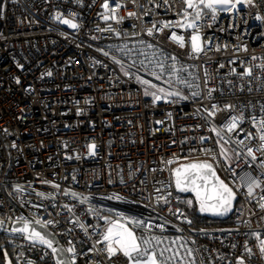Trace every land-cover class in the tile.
<instances>
[{
  "label": "built area",
  "instance_id": "1",
  "mask_svg": "<svg viewBox=\"0 0 264 264\" xmlns=\"http://www.w3.org/2000/svg\"><path fill=\"white\" fill-rule=\"evenodd\" d=\"M104 3L1 0L0 219L40 221L74 249L72 264H130L106 250L109 217L139 228L150 241L142 248L164 264H264V0L218 11L215 21L202 15L200 53L191 48L197 29L179 26L185 9L188 21L195 13L184 0ZM114 51L151 61L161 52L191 94L154 103ZM191 160L211 161L237 193L231 225L194 227L173 176ZM251 180L260 187L249 195ZM13 244L17 264H58L45 246L22 237Z\"/></svg>",
  "mask_w": 264,
  "mask_h": 264
},
{
  "label": "snow or ice",
  "instance_id": "2",
  "mask_svg": "<svg viewBox=\"0 0 264 264\" xmlns=\"http://www.w3.org/2000/svg\"><path fill=\"white\" fill-rule=\"evenodd\" d=\"M244 0H184V3L187 5V8H192L195 10L194 17L188 21L189 13L187 12V9H185V20L186 23H180V27H187L192 29H197L196 32L192 34L190 37L191 40V48L193 53H200L203 51V44H202V38L199 35L198 31V25L197 21H199L202 17V15H208V13H211V20H216V14L218 11H231L233 8L236 7L237 4L243 3ZM248 3H253V0H248ZM117 6L121 7L119 3V0H117ZM105 9H108L109 7V0H105V3L103 5ZM207 9L208 11L205 12L204 10ZM114 15V14H113ZM129 16H134L135 13L129 12ZM57 19H60V16L58 15L56 17ZM109 16H105L104 19H109ZM123 19V17H121ZM257 19H264L262 17H257ZM62 23L69 24L72 28H77L78 25L71 20L63 19ZM171 25L165 24L163 27L167 28ZM155 27V26H153ZM163 29H158L157 31H162ZM148 35L153 34V30L150 28L147 30ZM118 34V33H117ZM172 40H175L179 43L180 47L185 46V40L182 35L178 36L175 32H172L171 36L169 37ZM210 42V41H209ZM149 48L153 47V45L148 44ZM246 50V49H245ZM107 55V53H105ZM173 60H175V57H172ZM119 62V61H117ZM161 70L163 69L164 65L162 63L157 65ZM223 66V65H222ZM127 75V73H125ZM246 75H251V69L246 70ZM48 75H51L49 72ZM159 79V77H157ZM183 82V81H182ZM17 83H19V80H17ZM142 83L148 84L149 81H142ZM153 87H155L153 85ZM160 93H164L165 90L163 88L159 89ZM179 95V93H166L165 95H157L155 92L149 93L148 91H145V95H151L153 97V102L166 99L167 96L171 95ZM193 95H198V93H193ZM186 99V97H185ZM215 108V106H213ZM227 108L233 107L232 105H227ZM210 115H215V112L210 113ZM239 117H234L232 119V123L228 126L229 130H233L237 127V123L239 121ZM262 134L260 135V139L264 141V120L260 121ZM215 131V129H213ZM241 143H243L241 141ZM95 145H90V150H94ZM249 155L252 154V150L249 149ZM255 158V157H253ZM175 174V184L178 190L180 191H194L196 193V198L199 201V210L201 212H212L214 214L223 215L226 214L231 209V202L235 198V193L233 190L225 184L222 180H219V178L216 176V173L212 167V164L208 162H197V163H190L186 165H182L180 168H177L174 170ZM209 177H212L214 179V183L211 185V190L209 191L208 183H209ZM200 181L201 183H197V181ZM203 187V192H202ZM248 194L251 195L253 193L254 188L260 187V182L257 180H251L248 185ZM264 199V197H262ZM189 205H191V201L187 202ZM261 208H264V203L260 204ZM35 223L39 224L40 221H36ZM46 223H51V221H48ZM139 226L140 222H136ZM30 228V222H25L24 227L20 229H13V231H19V232H27L28 233V239L33 241H39L41 244H46L49 248L52 249V251L55 253L57 251L56 248L53 247V243L51 240L47 239L45 235L41 234V232L36 231L34 228L29 231ZM114 229H119L117 231H114ZM103 240L107 242V252L109 256L116 255L117 251H120L123 253L125 257L128 258L130 264H164L163 261L157 259V253L154 251L149 253L147 248L141 247V242H138L136 237L134 236L133 232L125 227L124 225H119L118 223L113 224L110 226L107 230V232L103 236ZM142 243L144 245L150 244L149 240H143ZM113 244L117 245L118 247H113ZM262 247L261 251L264 252V241L261 242ZM67 251L74 252L73 248H68ZM250 251V250H248ZM190 254V250H189ZM160 256H163V252L159 254ZM143 258V259H142ZM239 264H243V260L241 259Z\"/></svg>",
  "mask_w": 264,
  "mask_h": 264
},
{
  "label": "rangeland",
  "instance_id": "3",
  "mask_svg": "<svg viewBox=\"0 0 264 264\" xmlns=\"http://www.w3.org/2000/svg\"><path fill=\"white\" fill-rule=\"evenodd\" d=\"M155 52L152 53L151 55L152 57L154 56L153 58L154 63L151 60L143 59L142 61L141 55L133 56L132 59H130L128 55H125L123 53L116 52V51H114L113 55L116 57L117 61H119L118 64L121 69L126 70L129 68L127 65H131L133 69H135L134 71L139 75L142 81L150 82L148 84L144 83L146 86V90H148L149 92H159V89L163 88L165 90L163 94L171 92V93H182L185 95H190L191 89L189 87V83H186L187 79L184 78L181 81H175L174 78L172 77V71H170V69L163 64L164 61L160 59L159 55L161 54L158 55L157 53L156 55ZM155 56L156 57L158 56V58H155ZM160 63L164 65L162 70L161 68L157 66ZM157 77H159V79ZM153 85L155 87H153ZM182 86H186L187 92L185 91V89L181 88ZM186 198H188V200L194 203V199L192 196H187ZM116 223H118L119 225H124L125 227L130 229L133 232L134 236L136 237L137 241L141 242V247H143V243H142L141 235H140V229L135 227L132 223H130L127 220H121L116 217H109L104 227V234L107 232L110 226ZM208 228H219V227H208ZM117 230L119 229H114V231H117ZM114 246L118 247L115 244ZM151 252L153 251H150L149 253ZM6 262L7 264H14L9 257H7ZM15 263L17 264V262Z\"/></svg>",
  "mask_w": 264,
  "mask_h": 264
},
{
  "label": "water",
  "instance_id": "4",
  "mask_svg": "<svg viewBox=\"0 0 264 264\" xmlns=\"http://www.w3.org/2000/svg\"><path fill=\"white\" fill-rule=\"evenodd\" d=\"M0 4H1V0H0ZM197 162H208L210 164H212V167L216 173V176L219 178V180H222L225 184H227L235 193V198L232 200L231 202V209L230 211H228L226 214L223 215H218V214H214L212 212H201L199 210V201L196 198V193L194 191H180L177 189L176 184H175V174H174V170L177 168H180L182 165H186V164H190V163H197ZM173 176H174V186L175 189L183 194L185 197L187 196H192L194 199V203L196 205V213L198 216L200 217H204V218H208L211 220H217V221H227L230 220L231 216L233 215L234 211H235V207H236V203L239 199L237 193L235 192V190L220 176L219 172L217 171V169L215 168V166L213 165V163L211 161H207V160H191V161H187V162H183L180 163L176 166H174L173 168ZM214 179L212 177H209V183H208V188L209 191L211 190V185L212 183H214ZM197 183H201L199 180L197 181ZM202 192H203V187H202ZM26 221H9V220H5V219H0V234H5V235H9L12 236L14 238H19L22 237L25 240L32 242L34 244H38L41 246H45L47 248H49L46 244H41L39 243V241H33L28 239V233L27 232H19V231H13V229H20L24 227ZM30 222V228L29 231H31L32 228H34L36 231L41 232V234L45 235L47 239L51 240L53 243V247L57 249V251L54 253L52 251L51 248H49L55 255L58 264H72L70 258H69V253L66 249V247L64 246V244L60 241V239L57 237V235L54 233V231H52L51 229H49L48 227H46L45 225L39 223H35L36 220H32L29 221Z\"/></svg>",
  "mask_w": 264,
  "mask_h": 264
},
{
  "label": "trees",
  "instance_id": "5",
  "mask_svg": "<svg viewBox=\"0 0 264 264\" xmlns=\"http://www.w3.org/2000/svg\"><path fill=\"white\" fill-rule=\"evenodd\" d=\"M159 51L155 52V54L157 55ZM154 53V52H152ZM161 53V52H159ZM140 54H136V56H138ZM159 55V54H158ZM142 61H143V57H141ZM181 88L185 89V91L187 92V88L186 86H182ZM190 201L188 200V198H186L185 201V208L187 209V211L190 213V215L193 218L194 221V227L198 228V229H202V228H208V227H226L231 225L232 221L231 220H227V221H217V220H211L208 218H204V217H200L197 215L196 213V205L195 203H191V205H189L187 202ZM17 240V238H14L12 236L9 235H5V234H0V264H7V257H9L11 259V261L16 264V260L14 257V252H15V246H14V241Z\"/></svg>",
  "mask_w": 264,
  "mask_h": 264
}]
</instances>
